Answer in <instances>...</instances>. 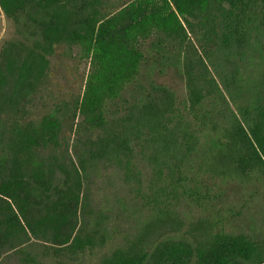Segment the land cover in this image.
<instances>
[{"label":"trees","instance_id":"obj_1","mask_svg":"<svg viewBox=\"0 0 264 264\" xmlns=\"http://www.w3.org/2000/svg\"><path fill=\"white\" fill-rule=\"evenodd\" d=\"M0 10V264H264V0Z\"/></svg>","mask_w":264,"mask_h":264},{"label":"rangeland","instance_id":"obj_2","mask_svg":"<svg viewBox=\"0 0 264 264\" xmlns=\"http://www.w3.org/2000/svg\"><path fill=\"white\" fill-rule=\"evenodd\" d=\"M112 4L117 5L119 0H110ZM12 34L11 24L6 20L0 10V46L4 40L8 39ZM89 72L88 61H80L79 58L69 65L63 59L56 60L53 66L52 77L54 80L55 94H60L62 97H70V95H80L84 91L86 76ZM165 81L172 86H180L181 82L176 80L173 74L165 77ZM71 132L68 128L64 129L63 136L71 138ZM259 236V235H258Z\"/></svg>","mask_w":264,"mask_h":264}]
</instances>
